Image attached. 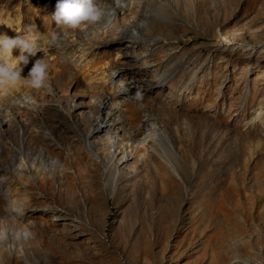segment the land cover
<instances>
[{"label":"rangeland","instance_id":"rangeland-1","mask_svg":"<svg viewBox=\"0 0 264 264\" xmlns=\"http://www.w3.org/2000/svg\"><path fill=\"white\" fill-rule=\"evenodd\" d=\"M56 2L0 0V33L43 42L22 75L50 66L40 95L0 96V225L34 233L0 244V264H264V0H158L129 53L108 34L75 48L105 30L65 32ZM117 89L119 115L98 130L106 113L87 97ZM142 123L177 157L147 152ZM9 201L25 209L15 222Z\"/></svg>","mask_w":264,"mask_h":264},{"label":"clouds","instance_id":"clouds-1","mask_svg":"<svg viewBox=\"0 0 264 264\" xmlns=\"http://www.w3.org/2000/svg\"><path fill=\"white\" fill-rule=\"evenodd\" d=\"M103 14V9L98 5L97 0H57L55 11L51 15L54 24L66 32L94 25L101 20ZM57 38L58 34L53 32L47 43L56 44ZM14 49H18V55H13ZM41 51L40 39L31 33L24 36L0 33V96L18 85L32 90H40L46 86L50 66L43 57L35 59L27 76L22 75L30 58ZM24 103L32 104L34 101L32 97L26 96ZM4 211L13 222L25 214L24 206L20 201H9ZM33 235L29 225L23 227L0 225V244L8 242L10 238L27 241ZM232 264H237V260H233Z\"/></svg>","mask_w":264,"mask_h":264},{"label":"bare ground","instance_id":"bare-ground-1","mask_svg":"<svg viewBox=\"0 0 264 264\" xmlns=\"http://www.w3.org/2000/svg\"><path fill=\"white\" fill-rule=\"evenodd\" d=\"M157 1L158 0H147L146 2L144 0H97V3L103 9L104 14L101 20L94 25L104 28L105 31L103 33V37L97 40L96 39L89 40L85 38L86 41L83 42L82 45L75 48H77L80 51H88V50L96 51L97 49H94V47H96V45H99L101 41L104 40V37L107 36L108 34L113 36L110 42L116 45H120L127 53L133 51L135 49V43L137 37L142 36L145 33L147 34L151 33L150 25L153 19L152 6ZM261 15H264V12L263 13L261 12ZM120 17L123 19H127L129 21L124 20V22L121 23V20H119ZM252 18H255V16H253ZM94 25L87 26L86 28L90 29ZM40 44H43V42H40ZM58 45L59 42L54 44V47ZM104 51H108V49H105ZM109 81H111V83L113 84L116 83V81L114 80L112 81L107 79L106 76H102L99 82L103 84H107L109 83ZM26 91H30V90H26ZM33 91H35L37 95L40 93V90H33ZM25 94L27 96V93ZM113 95H114L113 98L114 100L112 101H107V100L97 101V98H95L96 95L87 97L86 100L87 102H91V105L93 107H95L96 103H99L102 111L106 113L103 114V116H101L99 120H97L98 124L96 125L98 126V130L102 129V126H109L113 122V119L116 116L118 117L119 115L120 107L117 102V99L118 98L124 99L125 95L122 93V91L120 92L119 89L113 91ZM17 96H15L13 99L22 98V96L21 97H17ZM9 100L10 99H8L7 101ZM0 103H3L2 100H0ZM12 104L9 103L7 104V106L15 109L14 104L13 105ZM19 107L22 106H20L19 104ZM107 119H109V121ZM138 134L141 138L143 146L146 147L147 152L150 150V148H152L154 151L161 153L158 147L159 145H161L164 148L165 154L167 155L170 154L177 157V153L171 143L172 142L171 139L166 134L164 135L163 131H161L160 126H158L157 123H150V124L142 123L138 131ZM116 142L117 141L114 137L111 138L108 137L105 143L106 149L111 150V148L116 147ZM150 143L152 144L150 145ZM120 150L121 153H126V151H128L127 149H125V152L122 149Z\"/></svg>","mask_w":264,"mask_h":264}]
</instances>
